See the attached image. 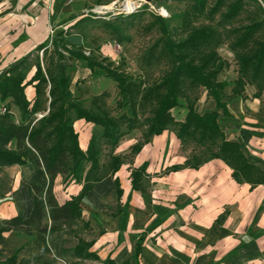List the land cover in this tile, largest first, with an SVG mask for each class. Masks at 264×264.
<instances>
[{
    "label": "rangeland",
    "instance_id": "1",
    "mask_svg": "<svg viewBox=\"0 0 264 264\" xmlns=\"http://www.w3.org/2000/svg\"><path fill=\"white\" fill-rule=\"evenodd\" d=\"M214 1L205 0V9ZM231 1L220 0L218 9L211 15L205 12L197 15L192 14L189 0H27L24 3H16L14 0H9L3 4L4 6L6 5L4 8L5 14L8 11L14 12V15L13 12H10V14L12 13L11 15L8 13L9 18H14L18 22V27L15 26L14 30L16 28L21 30L18 37H13L12 31H8V25H5L6 30L1 35L4 37V42H0V77L6 70L11 73L9 68L15 64L18 65L16 71L25 74L24 80L32 74L34 70L33 63L35 61H38L41 69L44 70L47 67L46 57L49 52V58L51 60L57 59V55L50 43V39L55 37L57 39V49L66 56L64 57V62L66 64L65 71L69 77V99L77 101L84 108H89L96 112H105L108 116L116 120L120 134L114 145L110 144L101 135V127L96 123L86 121L83 118H76L72 122V127L77 133L78 145L82 149L85 148V143H87L89 136L93 135L94 144L98 150V167L93 171L92 177H99V180L105 176L112 177V190L106 193L105 200V209L110 211L111 215L122 210L121 202L119 201L120 196H117L113 183V178L116 177L118 180V177L113 175L114 171L111 172L112 155H118L121 161L118 168L126 171L125 173H127L129 183L130 172L133 169L141 170L135 190L140 192L141 195L144 193L145 196L142 200L140 199L136 202L135 209L127 208L124 212L128 216L132 214L133 210L134 227L133 231L130 232L133 233L131 235L132 237L142 230L145 237L149 236L154 244H158L155 240V236L158 234L157 227L163 218L166 219L167 216L173 214L174 209L172 205L173 200L171 199L174 193L170 191L169 179L167 178L168 180L161 183L159 187L161 189L159 193L162 196H153L159 199L152 202L150 193L153 192V184L156 182V180L152 179L157 176V171L146 172L144 165L142 163L136 164L134 159L135 154L140 150L141 146L151 136L156 135H146L149 118L152 116V109L154 108V99L151 95L143 98L141 93L146 86L157 83L169 69L167 62L168 56L163 54L161 50L163 34L159 30L155 15L164 18L167 24V35L174 41L183 38L192 28L199 25L213 27L217 33L219 42L208 47H213L219 58L224 61V65L217 73L216 79L226 82L222 89V100L225 101V107H257L254 111V114H256L255 119L259 123L264 124V77L257 82L263 85L257 97L252 95L257 88L256 84L248 79V75L244 76L245 81L241 90H238L239 86L237 85L233 89L231 88L234 83L233 80L239 75L236 53L247 52L250 46H253V43L249 42L246 47H237L234 50L230 48V42L238 33L237 31L231 32L230 30L255 20L261 21V25L258 30L253 32L250 40L259 41L264 38V0H241V5L237 12L229 19L221 20L220 13L225 10L226 5ZM27 6L37 8V11L31 17L25 14H28ZM40 7L46 8V14L42 17L40 16V19L43 18V24L47 31L44 38L47 48L45 52H42L41 49H34L28 54L26 59L20 61L21 57L28 51L25 52L22 49L20 52V50L11 48L9 44L16 42V40L26 35L23 28L25 29L31 21L39 18L37 13ZM152 21L154 24L149 26L148 24ZM105 22L113 24V31L109 30ZM156 41L158 42L157 46L159 48L149 50L150 46ZM68 48H78L84 55L106 62L117 70H121L129 75L130 84L126 96L123 97L120 94L112 79L101 74H91L83 60L67 57ZM16 55L19 56L16 57ZM48 67L50 69L51 65ZM181 87L178 104L170 108L173 122L167 124L165 128V131H172L175 136L177 122L183 119L188 105L191 104L192 107H201V109L215 107L214 100L210 95L206 94L205 88L202 85L191 86L184 82ZM47 89L48 86L46 85L44 94L38 97L37 109L35 111H29L24 120L30 125H37L39 118L42 115H47L48 111L53 109L48 107L49 96ZM23 93L29 101L27 107H30L34 98V88L31 83L24 86ZM4 108L9 119L15 123L20 121L19 109L12 101L11 96H6L3 100H0V112L4 111ZM177 139V146L170 147V145L166 144L165 147L160 148L161 159H159V162L163 165L162 168H159L160 175H166L170 171H174L168 170V167L172 164L179 165L175 170L183 167L198 168L207 158L216 157L213 156L214 152L217 151L216 144L208 141L198 142L195 136H185L182 141L178 137ZM135 143L140 145L136 152L131 151V147ZM8 147H15L14 140L9 142ZM177 155L181 157V161L176 159ZM195 158L197 159L196 161L200 160V163L196 167L189 166L188 163ZM24 163L30 164L34 170L37 168V164L31 158L25 160ZM16 173L14 166L5 165L0 168V207L5 210L3 215H6L7 211L12 210L16 198L22 203L24 200L25 194H19L17 188H12L13 178ZM57 174H60V180L64 182L63 177L65 174ZM53 180L54 177L51 182V190ZM66 180L71 179L67 178ZM118 184L120 187L119 181ZM163 200L164 202H161ZM105 209L102 208V210ZM108 211L106 212L105 210L104 212L109 214ZM225 212L226 209L224 208L216 216L214 221L217 223L220 222ZM144 214H149L148 217H151L150 222L147 220L148 218L144 220ZM85 217L94 220L96 224L95 229L92 230L89 227L88 220ZM171 225L172 222L169 221L167 226L171 227ZM66 227H68L70 233L75 237V243L78 241H90V246L94 242L93 237L96 234L106 231L100 213L98 211H92L91 209H85L83 214L81 212ZM11 233L10 237L14 235L13 232ZM122 238L125 239V236ZM67 243H71V241ZM107 243H110L108 239L105 241L102 240L94 250H91L92 246L87 248L93 251L95 255L86 256L73 252L69 258L63 256V253L59 255L54 254L47 245H44L40 253L35 256L18 259L19 254H16L14 264H103L102 261L105 258L111 259L116 264L156 263L154 261L155 252H153L152 247L147 249L148 252L143 256L142 260L141 245L140 254L138 252L135 256L133 253L135 241H133L131 250H128V246L125 248L122 246L121 249L115 247L118 245L107 247ZM72 246L70 247L71 250ZM232 253L234 252H230L225 257V260H232L234 258ZM5 257L0 251V261L4 260ZM208 259V257L205 258L206 263ZM244 263L264 264V253L262 255L250 256L245 259Z\"/></svg>",
    "mask_w": 264,
    "mask_h": 264
},
{
    "label": "trees",
    "instance_id": "2",
    "mask_svg": "<svg viewBox=\"0 0 264 264\" xmlns=\"http://www.w3.org/2000/svg\"><path fill=\"white\" fill-rule=\"evenodd\" d=\"M189 3L192 14L205 12L211 15L218 9L220 0H215L207 9H205V0H189ZM240 5L241 0L229 2L225 10L220 13V19L227 20L232 17ZM155 19L163 34L161 50L168 56L169 69L157 83L146 86L141 93L143 98L151 95L154 99V108L149 118L146 135L159 134L167 124L173 122L170 108L178 104L179 93L184 82L191 86L202 85L206 94L214 100L215 107H220L223 114H228L225 101L222 100V89L226 82L216 79L224 61L219 58L213 47H208L219 42L215 29L209 25H199L192 28L183 38L174 41L167 35V24L164 18L155 15ZM153 24L152 21L148 25ZM105 25L113 31V24L105 22ZM260 25L261 21L255 20L230 30L238 32L230 42L231 49L246 47L249 42L253 43L247 52L236 53L239 75L233 80L231 88L237 85L238 90H241L245 81L244 76L248 75V79L255 82L257 87L252 94L254 97H257L263 88V85L257 82L264 77V38L259 41H253L250 38ZM56 41L55 37L50 39L57 59L51 60L50 52L46 57L47 67L51 65L50 69L49 67L41 69L39 62L35 61L32 74L24 80L25 74L16 71L18 65L15 64L9 68L11 73L6 70L0 77V100L11 96L20 113V121L15 123L8 118L5 108L0 112V166L23 164L28 158L37 164L34 179L25 182L32 198L28 213L25 216L13 214L2 218L0 236L3 231L10 229L22 230L26 233L59 230L80 215V199L99 180V177H92L93 171L98 167V150L95 147L93 135L89 136L84 149L78 145L77 133L72 127L74 119L83 118L100 125L101 135L112 145L116 143L120 134L116 120L105 112L84 108L77 101L69 99V77L65 71L64 62L66 56L57 49ZM157 45L156 41L149 50L159 48ZM46 48L44 39L25 53L20 61L26 59L34 49H41L45 52ZM198 53L200 54L197 56ZM67 57L83 60L91 74H101L112 79L123 97L128 93L129 75L125 72L94 57L84 55L78 48H68ZM30 83L34 88V98L30 107H27L29 101L24 96L23 88ZM46 85L49 96L48 107L53 109H49L47 115H42L37 125H30L24 120L29 111L37 109L38 97L44 94ZM176 136L180 141L185 136H195L198 142L208 141L216 144L217 151L213 156L220 157L230 167V175L236 182L264 183V173L253 163L247 161L240 149V143L224 136L214 109L197 112L191 104L188 105L183 119L177 122ZM12 140L15 142V147L10 148L8 144ZM139 146L135 143L131 151H138ZM111 160V172H113L121 161L118 155H112ZM196 160L195 158L188 163L189 166L196 167L200 163V160ZM178 167V164H172L168 170H175ZM57 173L65 174L63 181L70 178L73 182L80 184L77 193L70 195L61 203L56 202L51 190L52 178ZM140 173V169H133L130 172V186L134 189L137 187ZM113 183L117 196H120L121 188L116 177L113 178ZM141 240L140 234L134 245L135 256L139 252ZM90 244V241H78L72 246V251L86 256L95 255L93 251L87 249ZM18 249L19 247L6 256L0 264H14ZM102 262L103 264H116L109 258H105Z\"/></svg>",
    "mask_w": 264,
    "mask_h": 264
},
{
    "label": "crops",
    "instance_id": "3",
    "mask_svg": "<svg viewBox=\"0 0 264 264\" xmlns=\"http://www.w3.org/2000/svg\"><path fill=\"white\" fill-rule=\"evenodd\" d=\"M7 1L9 0H0V42H4V37L1 35L6 30V24L8 25L7 30L12 31L13 37H18L21 30L19 28L14 30L15 26L18 27V22L14 18H9L10 12L13 11L5 14L6 5L3 4ZM14 1L24 3L27 0ZM26 9L28 14H25L29 17L37 11V8L32 6H27ZM45 12L46 8L40 7L37 13L39 18L31 21L25 29L23 28L26 35L9 46L20 52L22 49L27 52L42 41L47 31L43 24L44 20L40 19V16L45 15ZM226 108L228 114H223L221 108L193 107L197 112L214 109L224 136L237 140L247 161L253 163L264 173V124L255 119L254 111L257 107ZM166 144L170 147L177 146L178 139L172 131L168 132L164 129L161 133L151 136L134 156L136 164L142 163L146 172L157 171V176L152 179L156 180L153 184V192L150 193L152 202L159 199L153 196H162L159 193L161 190L159 187L165 180L169 179L170 191L174 193L171 197L174 206L173 214L167 216L166 219L163 218L157 227L158 234L155 240L158 244H154L149 236L145 237L142 230L137 235L131 236L133 233L130 232L134 227L133 210L128 216L124 212L127 208L135 209L136 202L142 200L145 194L141 195L132 188L126 171L118 168L113 175L117 176L120 182L119 201L122 210L111 215L110 211L105 209L106 193L112 190V177L105 176L98 180L80 199L82 214L85 209L98 211L106 228L105 232L93 237L91 250L97 248V245L106 239L110 241L107 247L118 245L115 247L121 249L122 246L124 248L128 246V250H131L133 241H136L135 239L141 234L142 260L148 252L147 249L152 247L155 252L154 261L156 263L154 264H246L244 263L246 258L262 255L264 253V200L262 199L264 183L236 182L230 175L231 169L219 157L207 158L198 168L183 167L170 171L166 175H160L159 168L163 166L159 162L160 148L165 147ZM176 159L182 160L179 155ZM7 166H14L17 172L13 178L12 188H17L19 194L23 193L25 196L23 203L16 198L12 210L7 211L6 215H3L5 210L0 207V219L13 214L25 216L28 213L32 198L25 182L32 181L36 174V170L27 163ZM60 179V174H56L52 183V191L57 203L75 194L80 187L79 183L72 180L61 182ZM102 208L109 214H106ZM224 208L226 212L223 218L220 222H215L214 219ZM149 214H144V220L148 218L150 222ZM85 218L88 220L89 227L92 230L95 229L94 220ZM44 220L46 221L45 218ZM169 221L172 222L171 227L167 226ZM11 232L14 235L10 237ZM123 236L126 240L122 238ZM75 240L66 226L59 230L33 231L32 233L10 229L1 233L0 251L3 256H8L24 243L17 251L19 259L38 255L42 247L47 245L54 254L63 253V256L69 258L73 254L70 247L76 242ZM68 241L71 243H67ZM230 252H234L232 253L234 258L230 261L225 260ZM207 257L209 259L206 263L205 258Z\"/></svg>",
    "mask_w": 264,
    "mask_h": 264
},
{
    "label": "built area",
    "instance_id": "4",
    "mask_svg": "<svg viewBox=\"0 0 264 264\" xmlns=\"http://www.w3.org/2000/svg\"><path fill=\"white\" fill-rule=\"evenodd\" d=\"M262 199L264 200V195L262 196Z\"/></svg>",
    "mask_w": 264,
    "mask_h": 264
},
{
    "label": "bare ground",
    "instance_id": "5",
    "mask_svg": "<svg viewBox=\"0 0 264 264\" xmlns=\"http://www.w3.org/2000/svg\"><path fill=\"white\" fill-rule=\"evenodd\" d=\"M125 7H129V6H125Z\"/></svg>",
    "mask_w": 264,
    "mask_h": 264
}]
</instances>
